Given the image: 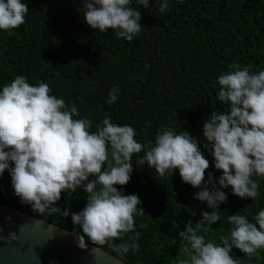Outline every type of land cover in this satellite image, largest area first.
<instances>
[{"label":"trees","instance_id":"1","mask_svg":"<svg viewBox=\"0 0 264 264\" xmlns=\"http://www.w3.org/2000/svg\"><path fill=\"white\" fill-rule=\"evenodd\" d=\"M29 11L25 23L11 34L0 30V91L17 76L32 85L48 84L50 95L63 99L79 115L92 122L90 131L111 117L114 124L135 129L137 142L155 143L162 128L179 134L186 131L199 141V147L210 167L209 173L220 188L221 171L215 169L211 145L203 136V125L214 111L227 112L230 105L218 100V77L230 65L250 66V71H264V0H167V9L159 11L161 0H149L150 7L138 8L141 32L127 41L115 31L101 33L83 19V0H22ZM119 89L115 103L108 104L110 92ZM134 154L130 182L117 186L126 195H138L145 214H136L135 232L111 241L119 245L139 244L125 256H118L106 244L95 246L125 264H181L189 261L187 242L178 237L186 227H196L202 211H213L195 199L200 191L182 181L179 170L173 177L161 178L147 163L137 164L144 156ZM94 179V177H90ZM259 182L255 200L241 199L224 191L228 200L219 206L220 220L207 232H200L207 242L221 244L230 235L228 217L239 214L255 223L264 210V178ZM211 187V185H208ZM87 203L82 189L63 193L56 205L62 210L79 212ZM0 205L45 221L74 233L71 216L60 212L36 214L14 194L11 177L5 171L0 177ZM137 233H139L137 237ZM91 244V242H89ZM92 245V244H91ZM232 255L241 264H264V249L244 256L238 249Z\"/></svg>","mask_w":264,"mask_h":264},{"label":"clouds","instance_id":"2","mask_svg":"<svg viewBox=\"0 0 264 264\" xmlns=\"http://www.w3.org/2000/svg\"><path fill=\"white\" fill-rule=\"evenodd\" d=\"M138 3L150 7L149 0ZM167 7V0H161L159 11ZM138 8L131 6V0H83L80 10L93 30H113L117 37L132 41L143 26ZM28 11L22 0H0V30L11 34L25 23ZM218 84V100L230 107L224 113L214 111L202 131L209 142L204 147L211 145L215 169L222 172L220 188L211 173L205 184L210 162L190 133L162 128L154 144H142L136 141L133 127L114 124L111 117L92 132L89 119L74 118L79 115L75 105L69 108L63 99L50 95L48 84L32 85L24 76H17L0 91V177L8 171L14 194L36 214L71 216L74 228L79 229L73 235L80 249L87 250L89 242L107 244L123 257L139 244L134 239L119 245L111 241L135 232L134 216L145 213L138 207L142 205L138 195H126L117 186L130 182L132 157L143 151L137 164L147 163L161 178L173 177L179 170L184 183L200 189L194 198L213 210L202 211L195 228L178 232L187 242L185 251L191 253L189 261L181 264H241L232 255L233 249L248 257L264 249V210L255 216V223L239 212L230 215V235L221 237L219 245L198 233L209 231L220 220L219 206L228 200L220 189L231 188L241 199L259 196L254 177L264 178V71L253 73L250 66L234 63L218 77ZM118 93L113 88L107 103H115ZM78 188L87 193L82 210L56 206L63 193ZM8 239L16 241L18 236L10 232Z\"/></svg>","mask_w":264,"mask_h":264},{"label":"water","instance_id":"3","mask_svg":"<svg viewBox=\"0 0 264 264\" xmlns=\"http://www.w3.org/2000/svg\"><path fill=\"white\" fill-rule=\"evenodd\" d=\"M15 232L16 241L8 239ZM0 264H125L88 243L77 247L72 233L0 205Z\"/></svg>","mask_w":264,"mask_h":264}]
</instances>
